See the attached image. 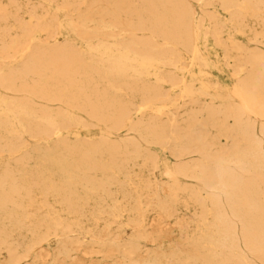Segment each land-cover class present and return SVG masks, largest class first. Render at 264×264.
Instances as JSON below:
<instances>
[{
	"label": "bare ground",
	"instance_id": "obj_1",
	"mask_svg": "<svg viewBox=\"0 0 264 264\" xmlns=\"http://www.w3.org/2000/svg\"><path fill=\"white\" fill-rule=\"evenodd\" d=\"M6 1L0 264H264V0Z\"/></svg>",
	"mask_w": 264,
	"mask_h": 264
},
{
	"label": "rangeland",
	"instance_id": "obj_2",
	"mask_svg": "<svg viewBox=\"0 0 264 264\" xmlns=\"http://www.w3.org/2000/svg\"><path fill=\"white\" fill-rule=\"evenodd\" d=\"M15 1H18V2L23 3V4H41L42 3L43 6H46L48 9H50L52 11L55 9V3L48 5L46 2H42L40 0H15ZM6 2H8V1H6ZM210 47H211L210 54H211L212 60L217 61V62L221 61V59H223L222 51L213 45H211ZM221 69H222L221 70L222 73L218 74V72H217L215 75L220 76L222 83L226 87L231 86L233 83V80H232V74H231L230 69L228 67L223 66V65H221ZM207 89L210 92H216L217 91V88L215 85H209L207 87ZM160 156L162 159L166 158V155H164L162 152H160ZM116 227L119 229L118 226H116ZM119 230H122V229H119Z\"/></svg>",
	"mask_w": 264,
	"mask_h": 264
}]
</instances>
